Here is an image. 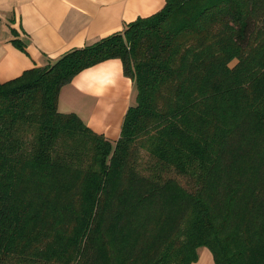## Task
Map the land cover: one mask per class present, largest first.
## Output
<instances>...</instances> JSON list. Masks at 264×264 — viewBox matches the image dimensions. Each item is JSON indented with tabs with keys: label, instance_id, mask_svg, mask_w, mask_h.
<instances>
[{
	"label": "trees",
	"instance_id": "trees-1",
	"mask_svg": "<svg viewBox=\"0 0 264 264\" xmlns=\"http://www.w3.org/2000/svg\"><path fill=\"white\" fill-rule=\"evenodd\" d=\"M113 58L136 89L115 141L58 109ZM202 247L264 264V0H165L0 82V264H191Z\"/></svg>",
	"mask_w": 264,
	"mask_h": 264
},
{
	"label": "crops",
	"instance_id": "crops-1",
	"mask_svg": "<svg viewBox=\"0 0 264 264\" xmlns=\"http://www.w3.org/2000/svg\"><path fill=\"white\" fill-rule=\"evenodd\" d=\"M165 0H0V82L56 60L72 48L123 29L158 11ZM18 39L24 49L15 46ZM134 81L120 59L90 66L64 84L58 109L76 113L93 131L117 140L126 110L135 103ZM203 247L191 264H212Z\"/></svg>",
	"mask_w": 264,
	"mask_h": 264
},
{
	"label": "rangeland",
	"instance_id": "rangeland-1",
	"mask_svg": "<svg viewBox=\"0 0 264 264\" xmlns=\"http://www.w3.org/2000/svg\"><path fill=\"white\" fill-rule=\"evenodd\" d=\"M232 64H233V62H232ZM147 159H148L147 154L145 152H142L141 162L138 165L139 166V169L146 168V165H147L146 161H147ZM201 249H203V247Z\"/></svg>",
	"mask_w": 264,
	"mask_h": 264
}]
</instances>
